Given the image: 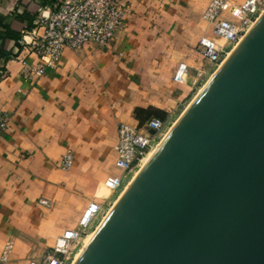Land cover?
Returning a JSON list of instances; mask_svg holds the SVG:
<instances>
[{
    "label": "crops",
    "instance_id": "obj_1",
    "mask_svg": "<svg viewBox=\"0 0 264 264\" xmlns=\"http://www.w3.org/2000/svg\"><path fill=\"white\" fill-rule=\"evenodd\" d=\"M58 1L0 0V110L9 119L0 140V264L41 260L92 203L109 205L119 191L105 182L123 176L120 126L161 119L153 110L168 120L215 68L197 51L202 37L214 38L204 19L212 0H122L126 13L107 50H66L38 75L39 59L18 41L26 30L41 35L37 22ZM246 1L228 0L223 16L236 21L232 6ZM23 61L34 66L29 79ZM183 64L188 73L178 84ZM68 153L74 163L63 171Z\"/></svg>",
    "mask_w": 264,
    "mask_h": 264
},
{
    "label": "water",
    "instance_id": "obj_2",
    "mask_svg": "<svg viewBox=\"0 0 264 264\" xmlns=\"http://www.w3.org/2000/svg\"><path fill=\"white\" fill-rule=\"evenodd\" d=\"M74 264H264V14Z\"/></svg>",
    "mask_w": 264,
    "mask_h": 264
},
{
    "label": "built area",
    "instance_id": "obj_3",
    "mask_svg": "<svg viewBox=\"0 0 264 264\" xmlns=\"http://www.w3.org/2000/svg\"><path fill=\"white\" fill-rule=\"evenodd\" d=\"M228 4V0H212L204 19L212 25L214 38L204 36L197 46L198 53L212 63L216 70L226 62L233 49L264 13V0H247L241 6H232L236 19L233 21L223 16ZM125 13L122 0H59L55 8L42 15L37 22V27L43 28V33L38 34V28L26 30L18 44L24 52L39 59L36 72L41 75L45 68L56 67L66 50L79 54L89 45L107 50L122 25ZM33 72L34 66L23 61L22 73L25 78H31ZM187 73V66L180 65L174 77L175 82L182 84ZM8 122L7 115L0 110V140ZM167 126L168 120L158 118H151L138 127L122 124L116 146V166L123 172V176L108 178L105 186L111 190L125 191L140 171L144 160L161 143L160 137ZM73 163L74 156L68 153L62 160L61 169L68 171ZM39 205L50 208L52 203L40 199ZM110 211L108 206L92 203L83 213L78 228L66 230L41 260H31L29 264L73 263L74 250L84 242L95 224L100 220L103 222ZM10 250L11 244H8L1 263H6Z\"/></svg>",
    "mask_w": 264,
    "mask_h": 264
},
{
    "label": "rangeland",
    "instance_id": "obj_4",
    "mask_svg": "<svg viewBox=\"0 0 264 264\" xmlns=\"http://www.w3.org/2000/svg\"><path fill=\"white\" fill-rule=\"evenodd\" d=\"M222 44H224V41L221 42ZM216 68H214V70L210 73L209 76H207V78L199 85L197 86V88L192 92V94L189 96V98H187L185 100V102L182 104V106L180 107V109L178 111H176L175 113L171 114V116L168 118V126L166 128V130L163 132V134L161 135V139L163 141V139L167 136V134L169 133V131L171 130V128L173 127V125L180 119V117L182 116V114L185 112V110L188 108V106L191 104V102L193 101V99L197 96L198 92L200 91V89L207 83L209 77L215 72ZM161 141V142H162ZM124 189H122L121 191H119L117 193V195H115V197H113L109 203L108 208L111 209L114 205V203L116 202V200L121 196V194L123 193ZM112 192V190L110 191ZM107 193V192H106ZM105 216V215H104ZM102 220H100L99 223L95 224L94 228H92L91 233L96 231L98 226L100 225ZM84 242L81 243L79 246H77V248L74 250L73 252V260L76 256V254L83 248ZM72 264V261L70 262Z\"/></svg>",
    "mask_w": 264,
    "mask_h": 264
},
{
    "label": "bare ground",
    "instance_id": "obj_5",
    "mask_svg": "<svg viewBox=\"0 0 264 264\" xmlns=\"http://www.w3.org/2000/svg\"><path fill=\"white\" fill-rule=\"evenodd\" d=\"M264 14V13H263ZM244 39V38H243ZM242 39V40H243ZM236 48H237V46L233 49V51L230 53V55H229V57L232 55V53L236 50ZM228 57V58H229ZM216 73V72H215ZM214 73V74H215ZM214 75H212V77H213ZM211 77V78H212ZM211 78L207 81V83L201 88V90L199 91V93L197 94V96L203 91V89L205 88V86L208 84V82L211 80ZM197 96L193 99V101L191 102V104L194 102V100L197 98ZM190 104V105H191ZM189 105V106H190ZM189 106H188V108H189ZM187 108V109H188ZM186 109V110H187ZM185 110V111H186ZM178 122V121H177ZM177 122L173 125V127L177 124ZM173 127L171 128V130L173 129ZM171 130L169 131V133L171 132ZM168 133V134H169ZM168 134H167V136H168ZM166 136V137H167ZM165 137V138H166ZM165 138L163 139V141L165 140ZM162 141V142H163ZM161 142V143H162ZM161 143L149 154V156L144 160V162L142 163V167H141V169H140V171H138L137 173H136V175L134 176V178H133V180H135V178L138 176V174L141 172V170L146 166V164L148 163V161L150 160V158L153 156V154L158 150V148H159V146L161 145ZM133 180H132V182H133ZM131 182V183H132ZM130 183V184H131ZM130 184L127 186V188L130 186ZM127 188L125 189V190H127ZM125 192V191H124ZM124 192L121 194V196L124 194ZM121 196L116 200V202L114 203V205H113V207L117 204V202L119 201V199L121 198ZM112 207V208H113ZM112 208L110 209V210H112ZM105 220V219H104ZM101 225V224H100ZM99 227L100 226H98V228H97V230L99 229ZM97 230L96 231H94V232H92V233H90L86 238H85V240H84V245H83V248L76 254V256H75V258H74V261H73V263L72 264H74L77 260H78V258L80 257V255L82 254V252L84 251V249L87 247V245L90 243V241L93 239V237L95 236V234H96V232H97Z\"/></svg>",
    "mask_w": 264,
    "mask_h": 264
},
{
    "label": "trees",
    "instance_id": "obj_6",
    "mask_svg": "<svg viewBox=\"0 0 264 264\" xmlns=\"http://www.w3.org/2000/svg\"><path fill=\"white\" fill-rule=\"evenodd\" d=\"M153 112L154 116L161 118V120H165L164 118L166 117V113L157 110H153Z\"/></svg>",
    "mask_w": 264,
    "mask_h": 264
}]
</instances>
